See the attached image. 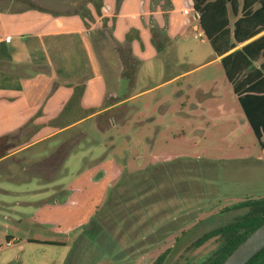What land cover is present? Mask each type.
<instances>
[{
  "label": "rangeland",
  "instance_id": "374dc122",
  "mask_svg": "<svg viewBox=\"0 0 264 264\" xmlns=\"http://www.w3.org/2000/svg\"><path fill=\"white\" fill-rule=\"evenodd\" d=\"M197 24L142 65L123 106L0 158V264H201L220 240L193 242L264 197L259 140Z\"/></svg>",
  "mask_w": 264,
  "mask_h": 264
},
{
  "label": "crops",
  "instance_id": "0c3cea01",
  "mask_svg": "<svg viewBox=\"0 0 264 264\" xmlns=\"http://www.w3.org/2000/svg\"><path fill=\"white\" fill-rule=\"evenodd\" d=\"M194 20L191 0H0V158L143 92L121 95ZM192 29L207 41L199 23ZM27 127L23 143L3 146Z\"/></svg>",
  "mask_w": 264,
  "mask_h": 264
},
{
  "label": "trees",
  "instance_id": "16d2710c",
  "mask_svg": "<svg viewBox=\"0 0 264 264\" xmlns=\"http://www.w3.org/2000/svg\"><path fill=\"white\" fill-rule=\"evenodd\" d=\"M191 1L199 26L213 53L221 56L225 77L260 147L264 148V0ZM241 207L247 208L244 215L202 234L193 242L194 246H200L211 238L220 240L217 249L201 264H220L264 222V197L248 199L227 209ZM32 242L64 245L60 241ZM164 257L162 254L155 264H161ZM246 264H264V248Z\"/></svg>",
  "mask_w": 264,
  "mask_h": 264
},
{
  "label": "water",
  "instance_id": "95a60500",
  "mask_svg": "<svg viewBox=\"0 0 264 264\" xmlns=\"http://www.w3.org/2000/svg\"><path fill=\"white\" fill-rule=\"evenodd\" d=\"M264 248V222L252 230L220 264H246Z\"/></svg>",
  "mask_w": 264,
  "mask_h": 264
},
{
  "label": "built area",
  "instance_id": "2783aa9c",
  "mask_svg": "<svg viewBox=\"0 0 264 264\" xmlns=\"http://www.w3.org/2000/svg\"><path fill=\"white\" fill-rule=\"evenodd\" d=\"M188 4H189V2H188ZM197 36H200V34H198ZM9 244V243H8Z\"/></svg>",
  "mask_w": 264,
  "mask_h": 264
}]
</instances>
